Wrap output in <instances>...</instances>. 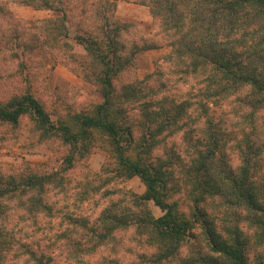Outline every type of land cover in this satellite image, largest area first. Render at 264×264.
Here are the masks:
<instances>
[{
    "label": "trees",
    "instance_id": "trees-1",
    "mask_svg": "<svg viewBox=\"0 0 264 264\" xmlns=\"http://www.w3.org/2000/svg\"><path fill=\"white\" fill-rule=\"evenodd\" d=\"M22 1L52 11L37 21L35 45L65 46L75 26L72 38L90 57L88 73L101 102L55 120L28 93L0 103V122L16 124L28 116L41 137H57L70 148L61 172L0 171V264H123L116 236L131 228L152 250L127 264H246L248 239L236 226L222 237L206 224L208 249L181 256L195 221L170 201L176 181L187 187L194 203L218 196L225 204L250 211L252 242L264 249V176H258L263 170L256 142L261 132L255 136L254 130L244 129V119L254 123L256 111L264 121V0H138L164 30L173 32L168 59L179 75L172 83L190 84L179 101L162 95L167 84L162 80L159 85L142 80L116 89L114 80L130 66L133 54L159 44H131L127 49L122 34L127 25L114 15L115 0ZM10 31L15 33L17 27ZM212 107L221 108L225 117ZM133 109L138 112L134 121L125 115ZM237 113L242 119H227ZM175 133H181L182 153L169 147L155 154L164 147V138ZM237 133L241 163L234 170L221 152L225 138L235 139ZM97 140L106 143L115 166L94 190L86 185L77 190L79 184L74 179L69 183L62 172L71 170ZM176 173L181 174L178 180ZM133 176L144 185L140 194L109 186L117 178ZM64 187L69 195L60 200ZM89 191L108 198L98 212ZM88 200L94 204L93 214L81 213V204ZM149 202L160 209L159 216ZM102 250L110 253L94 260Z\"/></svg>",
    "mask_w": 264,
    "mask_h": 264
},
{
    "label": "rangeland",
    "instance_id": "rangeland-1",
    "mask_svg": "<svg viewBox=\"0 0 264 264\" xmlns=\"http://www.w3.org/2000/svg\"><path fill=\"white\" fill-rule=\"evenodd\" d=\"M114 15L120 23L127 25L125 31L122 32L127 49L131 48V44L137 46L159 44V47L143 49L133 54L130 66L118 74L114 80L116 89L126 83H136L142 80L152 81L159 85L162 80L163 83H167L162 89V95L176 98L177 101L185 98L184 93L189 89V82L176 80L172 83V79L179 75L175 73L168 59L173 51L169 45L173 32L164 30L159 20L153 17L150 9L138 0H115ZM50 16H52V11L49 9L34 8L22 0H0V103L14 96L28 93L35 97L55 120L66 114L89 111L95 104L101 102V96L94 77L88 73L89 55L72 38L76 29L74 25L70 27V37L66 39L65 46L61 43L47 42L42 45L38 43L36 46L32 41L33 35L37 33V21ZM13 27H17L16 32L19 34L10 31ZM22 42L33 47L25 49L23 45H18ZM149 75L152 77L149 78ZM211 111L217 115L220 112L221 117H225L221 108L219 110V108L212 107ZM125 115L134 121L138 112L133 109ZM227 119L231 122V120L242 118L240 113H237L230 114ZM200 121L202 124L201 119ZM244 121L245 130H254L255 136L257 131L261 132L256 138L259 141L256 142L260 144V154L257 158L261 165L260 169L263 170L258 176L262 177L264 176V121L261 112H254V123L247 124L245 119ZM229 130L233 131L232 128ZM235 136V139L225 138L227 143L221 152L228 166L234 170L241 163L240 147L236 145V140L240 135L237 133ZM163 143L164 147L156 150L155 154L162 155L169 150V147L182 153L184 144L181 133L166 136ZM69 150V146L63 144L57 137H41L28 116L21 117L16 124L0 122V171L3 173H16L21 170L61 172L64 166L62 161ZM114 166V159L106 143L97 140L87 155L77 159L71 170L62 173L69 183L72 182L71 179H74L79 184L77 190L84 188L85 185L90 190H94V186L98 183L102 184L103 179L109 175L108 170ZM87 175L93 176L94 180L90 182ZM175 175L177 180L181 177L179 173ZM176 182L170 189L172 194L170 201H176L179 210L184 212L187 218L195 221L180 248L181 256L188 252H205L208 249L206 224L219 232L222 237H225L228 227L236 226L248 239L245 248L246 264H260V262L264 264V249L252 242L255 228L248 218L250 211L237 205L225 204L218 196L205 197L204 201L194 203L186 195L187 187L180 183L176 184ZM109 186L111 189L128 194H140L144 191V185L137 176L117 178L110 182ZM89 192L97 200L99 206H95L97 207L95 211L98 212L106 205L108 198L101 193L95 195L94 192ZM68 195L69 191L66 187L58 193L60 200H64ZM81 205V213L93 214L91 205L94 204L89 200ZM149 208L154 216L161 214L160 209L152 202H149ZM116 238L119 240L118 246H121L119 259L123 261V264L138 260L136 257L139 254L152 250L144 243H140L144 240V236L136 234L132 228L118 233ZM107 253L110 251L102 250L92 258L100 261Z\"/></svg>",
    "mask_w": 264,
    "mask_h": 264
}]
</instances>
